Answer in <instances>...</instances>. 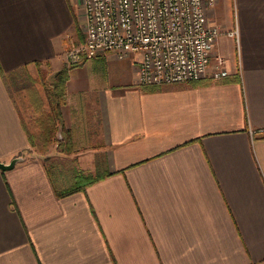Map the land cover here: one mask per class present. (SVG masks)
Instances as JSON below:
<instances>
[{"label": "crops", "instance_id": "obj_1", "mask_svg": "<svg viewBox=\"0 0 264 264\" xmlns=\"http://www.w3.org/2000/svg\"><path fill=\"white\" fill-rule=\"evenodd\" d=\"M83 5L0 0V160L23 156L0 170V264H264V0L208 8L239 31L214 45L224 76L161 85L139 83L138 52L67 62ZM66 68L72 142L60 126L42 152L24 121ZM77 171L104 176L58 195Z\"/></svg>", "mask_w": 264, "mask_h": 264}, {"label": "built area", "instance_id": "obj_2", "mask_svg": "<svg viewBox=\"0 0 264 264\" xmlns=\"http://www.w3.org/2000/svg\"><path fill=\"white\" fill-rule=\"evenodd\" d=\"M214 0H84L83 40L68 39L69 64L102 52L120 58L140 53L138 81L145 85L199 80L227 73L217 56L218 38L238 36L237 28L223 31L207 10ZM262 131V129H260Z\"/></svg>", "mask_w": 264, "mask_h": 264}, {"label": "trees", "instance_id": "obj_3", "mask_svg": "<svg viewBox=\"0 0 264 264\" xmlns=\"http://www.w3.org/2000/svg\"><path fill=\"white\" fill-rule=\"evenodd\" d=\"M67 68L59 70L53 76L50 84L45 86L46 95L52 104V111L47 112L43 110L40 115L32 120L24 121V126L26 127L28 137L30 140V144L33 148H36L39 151L46 152L48 147L55 142V134L57 129L61 126L62 132L64 135V140L59 141V147L61 151H69L66 148V145L70 146L72 142L71 134L65 129V127L61 124V112H60V104L65 100V92H64V84L67 78ZM9 80L13 79L9 75ZM12 81V82H13ZM17 81V80H16ZM30 127V129L28 128ZM19 153L18 155H21ZM104 174L96 173H85L83 171H77L76 173V182L70 187L60 190L57 192L58 195H65L68 193H72L74 191L84 189L88 184L100 179Z\"/></svg>", "mask_w": 264, "mask_h": 264}, {"label": "water", "instance_id": "obj_4", "mask_svg": "<svg viewBox=\"0 0 264 264\" xmlns=\"http://www.w3.org/2000/svg\"><path fill=\"white\" fill-rule=\"evenodd\" d=\"M21 159H23V156L21 155H16L14 156L9 162H4L2 160H0V170H8L11 169L15 166V164L20 161Z\"/></svg>", "mask_w": 264, "mask_h": 264}, {"label": "rangeland", "instance_id": "obj_5", "mask_svg": "<svg viewBox=\"0 0 264 264\" xmlns=\"http://www.w3.org/2000/svg\"><path fill=\"white\" fill-rule=\"evenodd\" d=\"M83 17H84V15H83ZM81 32H82V34H83V37H84V34H85V27H84V24L82 23V26H81ZM15 91H17V89H15ZM19 102H20V100H19ZM63 134V133H62ZM56 141L58 140L59 141V138L58 137H56V139H55ZM51 170H52V177L54 178V180H56V183H58L57 182V167L56 166H54V165H52V167H51Z\"/></svg>", "mask_w": 264, "mask_h": 264}]
</instances>
